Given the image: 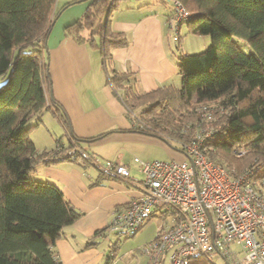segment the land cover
Instances as JSON below:
<instances>
[{"label": "trees", "instance_id": "obj_1", "mask_svg": "<svg viewBox=\"0 0 264 264\" xmlns=\"http://www.w3.org/2000/svg\"><path fill=\"white\" fill-rule=\"evenodd\" d=\"M180 1L192 13L186 21L188 32L208 35L210 42L202 51L180 52L179 87L162 85L137 92L127 86L128 74L112 65L111 49L128 43L125 33L110 26L114 0H90L86 11L64 26V33L98 45L107 82L121 90L128 114L142 122L133 128L179 151L178 143L190 140L189 126L182 129L196 117V105L217 102L214 108L222 113L212 119L216 130L204 141L207 158L235 177L249 170L250 179L264 185V0ZM54 2L0 0V77L6 75L0 83V264H61L54 243L79 217L56 184L29 178L38 162L80 159L97 167L101 175L119 176L90 158L67 154L76 144L58 141V149L39 151L30 137L31 117L46 109L45 40ZM49 102L69 128L63 107L53 99ZM106 134L71 137L78 143ZM113 258L108 253L104 264ZM188 264L217 263L208 254H198Z\"/></svg>", "mask_w": 264, "mask_h": 264}, {"label": "crops", "instance_id": "obj_2", "mask_svg": "<svg viewBox=\"0 0 264 264\" xmlns=\"http://www.w3.org/2000/svg\"><path fill=\"white\" fill-rule=\"evenodd\" d=\"M89 1L54 2V18L45 40L49 75L45 88L46 109L31 117L30 137L39 151L52 150L58 141L65 146L76 144L100 162L113 160L127 165L130 176L101 175L97 167L80 159L35 165L33 175L56 184L79 212V217L64 227V234L54 243L61 264H101L106 254L99 249L98 240H106L113 209L125 206L140 189L143 174L132 161L134 156L149 160L143 156V149L162 144L170 149L171 158H182L181 151L161 138L133 128V119L122 101L121 90L115 92L107 86V73L98 45L65 35L64 26L80 17ZM171 15L169 0H114L110 26L114 31L125 33L128 43L111 49L112 65L128 74L127 86L134 87L137 92L162 85L179 87L177 58L184 51L180 48H187L184 39L194 37L199 44H206V38L188 32L186 22L180 25V33L184 26L185 38L180 34L178 42H173L167 24ZM49 99L63 107L69 121L68 129L53 113ZM51 117L60 126L55 129L60 131H52L49 128L52 125H47L46 118ZM37 130L38 136L43 131L47 141L35 137ZM101 132L107 134L95 141L77 143L71 137L88 138ZM87 146L93 151H87ZM157 211L155 209L151 216ZM102 229L105 230L99 233ZM147 263L148 258L142 254L137 264Z\"/></svg>", "mask_w": 264, "mask_h": 264}, {"label": "built area", "instance_id": "obj_3", "mask_svg": "<svg viewBox=\"0 0 264 264\" xmlns=\"http://www.w3.org/2000/svg\"><path fill=\"white\" fill-rule=\"evenodd\" d=\"M169 2L172 15L167 24L171 39L177 42L181 23L192 13L180 0ZM130 116L134 126L140 127L142 122H136L135 114ZM213 132L179 142L181 159L132 158L143 174L140 189L125 206L113 209L108 230L134 232L155 209L163 216L171 215V221L161 223L154 237L140 248L148 257L147 264H188L198 254L213 257L215 253L224 264H264V185L252 181L249 170L235 177L207 158L204 141ZM67 154L90 158L105 171L130 176L127 165L100 162L78 146Z\"/></svg>", "mask_w": 264, "mask_h": 264}, {"label": "rangeland", "instance_id": "obj_4", "mask_svg": "<svg viewBox=\"0 0 264 264\" xmlns=\"http://www.w3.org/2000/svg\"><path fill=\"white\" fill-rule=\"evenodd\" d=\"M184 27V26H183ZM183 27L181 28V36L184 39L186 36V33L183 31ZM199 38H206V44H199L197 40L194 39V37H187V39H184V45L187 48H180L185 52L189 51L191 52H199L205 49V47L209 44L210 39L208 35H199ZM192 38V39H191ZM174 44V43H173ZM174 48V47H173ZM189 49V50H188ZM181 51V50H180ZM6 78V75L0 77V83H2ZM93 85V83H92ZM107 86L111 88L113 91L116 92V90L107 82ZM93 87H95L93 85ZM217 102H208L201 105H196L194 108V115L197 117H192L189 119V121L186 123L185 127L182 129V132L185 131L186 127L189 126V131H187L189 139H193L196 135H206L211 134V132L216 130V128L212 125V119L216 118L218 114L220 115L222 113V110L218 108H214ZM207 111L208 114L211 115L210 120L207 119L202 112ZM49 114V113H48ZM51 116V115H50ZM196 119V120H195ZM195 120V122H193ZM55 120L51 118H46L47 125H52L49 128L52 129V131H60L55 128H59L60 126L55 124ZM49 123V124H48ZM40 130H43L41 127ZM39 130L35 131L34 135L37 138H41V141H47V137L44 135L43 137V131L38 136ZM186 133V132H185ZM59 134V133H57ZM59 136V135H57ZM183 141L182 143L189 142ZM89 147V146H87ZM87 151H93L91 147L86 148ZM168 149L165 145H149L146 146L143 149V156L149 160L154 159H161L166 160L170 159L171 156L168 153ZM171 152V151H170ZM178 156H180V153L177 151ZM182 155V153H181ZM183 157V155H182ZM32 172V170L29 172L28 176L31 179H38L36 178ZM172 219L171 215H165L163 216L159 211H157L154 215L149 216L148 219L145 221V223L136 231L134 232H116V231H109L107 233L106 240H98L99 241V249H103L105 251V254L108 255V253L112 252L114 254V258L111 260L110 264H137L140 259H142V254L147 257L146 254L140 251V248L143 244H145L147 241L152 239L155 235L156 228L163 222H170ZM95 242L92 243L94 246ZM235 246V244H233ZM106 255L104 259L102 260L101 264L105 263ZM148 258V257H147ZM213 259L217 264H224V260L221 255L218 253L213 254Z\"/></svg>", "mask_w": 264, "mask_h": 264}]
</instances>
